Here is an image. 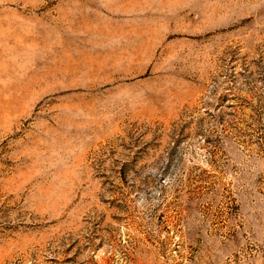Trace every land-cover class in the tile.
I'll return each instance as SVG.
<instances>
[{"label":"rangeland","instance_id":"374dc122","mask_svg":"<svg viewBox=\"0 0 264 264\" xmlns=\"http://www.w3.org/2000/svg\"><path fill=\"white\" fill-rule=\"evenodd\" d=\"M0 264H264V0H0Z\"/></svg>","mask_w":264,"mask_h":264}]
</instances>
